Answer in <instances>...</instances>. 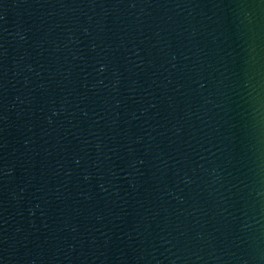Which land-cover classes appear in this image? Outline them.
<instances>
[{
	"label": "water",
	"instance_id": "water-1",
	"mask_svg": "<svg viewBox=\"0 0 264 264\" xmlns=\"http://www.w3.org/2000/svg\"><path fill=\"white\" fill-rule=\"evenodd\" d=\"M0 264H264V0H0Z\"/></svg>",
	"mask_w": 264,
	"mask_h": 264
}]
</instances>
